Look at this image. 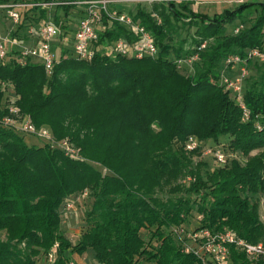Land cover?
I'll return each mask as SVG.
<instances>
[{"label":"trees","instance_id":"1","mask_svg":"<svg viewBox=\"0 0 264 264\" xmlns=\"http://www.w3.org/2000/svg\"><path fill=\"white\" fill-rule=\"evenodd\" d=\"M57 1L26 2L34 5L20 11L13 34L48 23L45 6L37 4ZM192 3L168 0L150 11H130L151 34L153 57L106 52L118 40L137 37L104 21L92 59L79 60L72 43L68 48L64 42L70 32L65 19L50 75L40 63L19 64L16 49L0 60V105L5 93L11 99L0 106V264H37L48 256L43 264H73V255L95 264H196L173 233L189 223L191 212L201 217L194 219L198 229L227 230L264 246V62L246 64L252 71L243 79L240 101L221 83L224 73L234 76L224 64L228 57L264 51V3H242L211 17L195 12ZM55 7L64 14L76 10L77 19L83 13L77 6ZM234 20L240 21L238 31L226 34ZM183 28H194L186 48ZM194 57L189 73L179 70V62ZM10 106L55 141H69L79 157L28 143L26 134L4 127ZM190 138L198 142L192 151L186 149ZM204 150L222 152L226 163L210 169L194 162ZM84 191L91 200L87 227L72 242L61 229L68 219L64 207ZM229 264H264V256L250 260L231 247Z\"/></svg>","mask_w":264,"mask_h":264},{"label":"built area","instance_id":"2","mask_svg":"<svg viewBox=\"0 0 264 264\" xmlns=\"http://www.w3.org/2000/svg\"><path fill=\"white\" fill-rule=\"evenodd\" d=\"M142 0H59L49 4H37L42 6H77L81 7L83 13L78 19L77 26L74 31V39L72 42V55L79 59L89 61L94 55L93 44L98 39V32L104 27V21L116 22L131 29L137 37L131 43L118 40L106 52H114L123 56H132L135 58L153 57L157 53V48L153 42L151 34L144 30L133 20L130 14V8L133 4ZM150 3L168 1V0H143ZM229 4H242L246 2L264 3V0H221ZM34 4L6 2L0 3V10H3L14 26H17L21 20L20 11L23 8L30 7ZM125 7H129L126 9ZM239 28L235 30V33ZM28 36L36 39V43L27 46L22 45L18 49V63L25 65L27 61L37 58L43 65L47 75L52 73V68L57 61V55L53 49V44L59 38V30L51 23H44L39 26H31L27 29ZM8 38L0 37V60L4 59L9 52ZM206 43L203 42L198 50L204 49ZM196 58H191L193 61ZM187 60V61H190ZM264 62V51L259 49L248 50L244 57L231 56L228 57L224 64L229 70L237 73L234 77L223 74L221 83L233 92L235 98L242 100V84L243 79L247 76L246 64L249 61ZM241 108H245L241 104ZM1 124L9 129L18 131L38 139L42 144L49 145L51 148H58L64 152L66 156L79 157V150L75 148L69 141H55L49 130L46 128H36L27 116L20 113L19 109L10 106L7 114L1 119ZM198 146L195 138H190L186 144L187 150H194ZM204 154H212L220 165L226 163V156L220 152H211L204 150ZM88 192L84 191L79 197L86 198ZM78 199V198H77ZM72 203L66 204L65 212L71 211ZM197 216V220H200ZM174 235L178 238L183 253L191 254L196 257V264H229L230 249L235 247L240 249L249 258L257 259L264 256V246L261 243L251 244L237 238L230 231L212 233L208 229H198L197 227L188 230L183 225L173 228ZM51 258V256H50Z\"/></svg>","mask_w":264,"mask_h":264},{"label":"rangeland","instance_id":"3","mask_svg":"<svg viewBox=\"0 0 264 264\" xmlns=\"http://www.w3.org/2000/svg\"><path fill=\"white\" fill-rule=\"evenodd\" d=\"M9 2H36L38 3L39 0H10ZM152 4L150 2L147 1H140L138 3H135L131 6L130 10L131 13L133 11H135L137 9V7H142L143 9H145L146 11H150L152 8ZM54 6H45L43 8H45L47 10V17H46V21L48 23H51L53 25H55V21H54V16H57L59 18V22L57 25V28L62 29L61 26L62 24L60 22H62L63 20L66 19L67 23L66 24V30H69V34H67L66 38L64 39V42L68 43V48L71 47V43L73 42L72 39H74V29L77 26V22L78 19L75 18V13L76 10H68L67 14H64V12L61 10L60 7H55ZM28 7L23 8L22 11H25ZM126 9H128L129 7H125ZM192 8L195 9V12L197 13H201V14H206L208 16H213L214 14L220 13L223 10L226 9V6L224 4H217V5H209V4H199L197 2H193L192 3ZM77 9V8H75ZM254 17V15H253ZM43 23H40L38 25H33V26H39ZM55 25V26H56ZM240 25V21L239 20H234L232 23L227 24L226 25V34H230V33H235V30L237 28H239ZM0 27H3L5 29L12 30L14 25L11 23V20L7 17L6 13L3 10H0ZM31 27V26H30ZM64 27V25H63ZM26 30H20L17 31L13 34L10 33L8 36L9 38H11L12 36H15L19 39L23 38L25 35ZM62 32V30H61ZM194 32V28H191L189 30L183 28L179 31V36L181 39H186L187 43L185 45V48L190 44V37ZM68 40V41H67ZM71 42V43H70ZM70 43V44H69ZM63 44V42H59L58 41V45L56 46V50L54 49L57 57L60 53V46ZM57 51V52H56ZM39 62V61H38ZM192 61H181L178 63V68L180 71H182L183 73H189L191 71V63ZM37 63V62H36ZM250 71L251 68H247V74L246 75H250ZM234 77L237 75L236 71L233 72ZM11 102V99L7 96V93H5V97L1 102V108H6L7 106H9ZM25 140L29 143L30 142V136L26 135L25 136ZM39 141V140H38ZM223 142H225V140L220 141V145L224 144ZM37 144V143H36ZM42 143L39 141L38 145H41ZM214 146L212 143H207L206 147H212ZM256 152H253L252 154H255ZM193 161L194 162H200V163H205V167H209L210 169H215L217 166H221L216 159L214 158V156L211 155H206L203 154L199 155V156H193ZM102 175H107L110 174L108 171H106L105 169H103L102 167H100L99 165L96 164H92ZM205 167L202 168V171L205 169ZM182 184H184L185 181H179ZM166 190V189H165ZM166 193V192H164ZM162 194L160 195L161 197L166 196V194ZM87 198V197H86ZM86 198H78V201L73 205V208L71 211L67 212V220L65 222H63V224L61 225V229L62 231L67 235V237L72 241V242H76L77 239L79 238V236L81 235L82 232H84V230L86 229L87 225L86 220H85V215L90 207V199H86ZM191 217L188 224H183L184 227H186V229L191 230L193 228H195L196 226V222H195V217L197 216L195 212H191ZM259 215H260V220L263 222L264 224V195L261 198V202H260V208H259ZM0 238L3 239V235L0 234ZM262 243V242H261ZM47 262L50 261V257L48 256V258L46 257L45 259ZM44 259L39 260V262L37 264H43L45 263ZM72 263L73 264H95L94 261L90 258V257H84V256H77V255H73L72 258Z\"/></svg>","mask_w":264,"mask_h":264},{"label":"crops","instance_id":"4","mask_svg":"<svg viewBox=\"0 0 264 264\" xmlns=\"http://www.w3.org/2000/svg\"><path fill=\"white\" fill-rule=\"evenodd\" d=\"M173 1L179 2L181 0H173ZM184 1H193V2H197L199 4H209V5L224 4L226 6V9H230V10L233 9L235 6H237V4H232L231 5V4H229V3L225 2V1H221V0H184ZM191 8H192V5H191ZM192 9L195 10L194 8H192ZM14 31H15V26L13 27L12 30H9V31L7 29L3 28V27H0V37L8 38L10 40V43L8 44V49L9 50H13V49L18 50L19 47L22 46V45L31 46V45L36 43V39L33 38V37L28 36L27 31H26V34H24L25 36L23 38H21V39H19L17 37L9 38L8 35L10 33L14 32ZM57 45H58V40H56L54 42L53 49H55ZM30 61L40 63V60L37 59V58L31 59ZM30 142L33 143V144H36V143L38 144L39 141H38V139H36L34 137H30Z\"/></svg>","mask_w":264,"mask_h":264}]
</instances>
